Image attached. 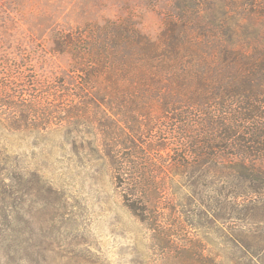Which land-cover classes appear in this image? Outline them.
I'll use <instances>...</instances> for the list:
<instances>
[{"label": "rangeland", "instance_id": "1", "mask_svg": "<svg viewBox=\"0 0 264 264\" xmlns=\"http://www.w3.org/2000/svg\"><path fill=\"white\" fill-rule=\"evenodd\" d=\"M100 38L135 66L78 72ZM255 60L264 0H0V191L18 190L6 203L35 264H264L263 179L195 154L221 151L222 136L235 140L226 156L249 152L236 138L264 133V104L223 103L226 132L188 108L197 90L216 96L220 75L264 74ZM124 180L156 188L138 199L143 220ZM231 209L242 228L223 220Z\"/></svg>", "mask_w": 264, "mask_h": 264}, {"label": "trees", "instance_id": "2", "mask_svg": "<svg viewBox=\"0 0 264 264\" xmlns=\"http://www.w3.org/2000/svg\"><path fill=\"white\" fill-rule=\"evenodd\" d=\"M100 39L101 40L98 41L99 44L97 43L98 50H96V52L93 51L94 45H89L88 60L90 61L78 63L76 65V69L78 72L83 73V70H86V72H96L100 69L109 72L112 69V72H114V70L126 71L130 66H135V63H137L138 60L134 57L132 58L129 49L125 48L123 53L121 51L116 52L117 54H119V56L115 58L114 56H112V53L116 50L117 45H115L112 40H108L105 38V40H102V38ZM92 40L96 42V38ZM261 61L262 60L252 61L253 64L258 62V64L255 66L256 69H264V60L262 62ZM257 72H254L251 75H245L240 72L236 73L235 75H229L228 77L224 76V79L222 78V75H220L219 78L221 79V81L217 84L218 87L215 89L216 96L213 97V94L211 93L201 95L197 90V93L193 95V98L195 97L194 100H196V104H194L193 101L188 102L192 103L188 105L190 114L194 113L203 117L204 119L201 123L206 130L208 128H216L219 129L220 132H223V130L224 132H226L228 130L227 126L230 124V119L224 117L227 115V113L224 111L223 103L233 102L256 103L257 105L264 104V74L256 75ZM202 76H198V79H200L201 83L206 81L205 74H202ZM210 103L216 104L211 105ZM254 109L256 108L251 109L252 113L256 112ZM184 114L190 115L187 112L182 113V115ZM238 117H240V114H238ZM240 119L242 122L245 120L244 123H246L248 119L255 121V117L251 115H249V117ZM252 126L253 127L251 128V130L246 132L247 137H245V139L236 138L237 141L245 142L247 144V146L245 145V147L250 150L249 152L245 153L242 151H238L230 153L226 156L224 154V150H228L229 147L231 148V142L235 140H232V137L223 138L222 136L221 141H219V143L222 144V147L218 148L221 151L213 152L212 155H209V157L205 158L202 157L205 151H199L195 153L196 158H198L199 160L205 159L206 161H201L204 163H209L210 161L213 162L209 164L214 168L218 164V162H225L227 165L222 166V169L227 168V170H229L230 172L237 171L239 173L237 177L233 174L231 175L238 180L241 179L249 182L256 180L261 181V179H263L264 181V155L260 154V152H257V149H254V147H258L262 144L260 142V137H263L264 133H261L259 131L257 132L258 124H253ZM203 148L204 147H202V150ZM110 158L114 159L115 156L110 155ZM136 170V174H140L141 176L146 175V172H140L137 168ZM116 173L118 178H121L119 171H117ZM22 178L20 176H11L6 179H10L11 182L13 181L17 185V183L19 184L21 180L23 181ZM148 179L150 180V177L146 175V180ZM123 182H125V180L120 181V187L122 188L121 192L124 205L136 217L143 220L145 211L138 209V199H147L149 196V191L152 192V190H155L156 188L152 187V184L148 185L140 183L139 185H131V183ZM15 193H18V190L16 191L13 188L9 190H5L3 188L2 191H0V196L4 194V198L0 201L1 204H3L0 210V243L8 244L5 246V248H3L4 251L0 254V257L8 259L10 261H14L15 264H35L34 257L36 255V251L34 250V247L29 244L32 241L33 236L29 234V231L27 233V236H29L27 237V242L20 238V232L17 229V226L20 222V218H18L17 214L18 207L14 202L6 203L9 199L12 198ZM233 198L235 197L233 196ZM148 201L150 203H148ZM148 201H146V203L151 205V199H148ZM211 211L213 212V209ZM233 212L234 211H232L231 209V212L227 215V217L224 216L226 218H223V220L230 222L231 220H233L235 225L239 223V225H237L238 227L236 228H242V225L240 223L241 218L238 215H234ZM214 217L218 218L215 214ZM233 230L235 231L236 229ZM200 264H203V262L200 261ZM212 264L218 263L214 261Z\"/></svg>", "mask_w": 264, "mask_h": 264}]
</instances>
